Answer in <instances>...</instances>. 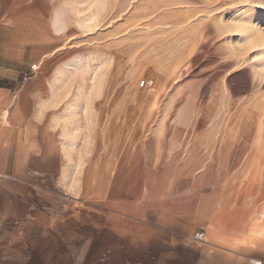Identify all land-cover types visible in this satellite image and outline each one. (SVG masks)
Wrapping results in <instances>:
<instances>
[{
	"label": "crops",
	"instance_id": "1",
	"mask_svg": "<svg viewBox=\"0 0 264 264\" xmlns=\"http://www.w3.org/2000/svg\"><path fill=\"white\" fill-rule=\"evenodd\" d=\"M45 1L0 0V264H263L264 205L221 216L212 129L142 126L122 149L119 119L61 110Z\"/></svg>",
	"mask_w": 264,
	"mask_h": 264
},
{
	"label": "rangeland",
	"instance_id": "2",
	"mask_svg": "<svg viewBox=\"0 0 264 264\" xmlns=\"http://www.w3.org/2000/svg\"><path fill=\"white\" fill-rule=\"evenodd\" d=\"M41 5L66 33L70 55L55 74L69 118L90 123L97 112L102 127L119 119L122 149L142 126L212 129L221 216L242 209L245 221L261 220L249 214L264 205L252 183L264 181V0ZM144 80L153 83L141 87Z\"/></svg>",
	"mask_w": 264,
	"mask_h": 264
},
{
	"label": "built area",
	"instance_id": "3",
	"mask_svg": "<svg viewBox=\"0 0 264 264\" xmlns=\"http://www.w3.org/2000/svg\"><path fill=\"white\" fill-rule=\"evenodd\" d=\"M26 80H27V78H25V81ZM152 83H153L152 81L144 80L141 82V87H150L152 85ZM204 236H205L204 233H198L194 237V239L202 242V241H204ZM253 264H262V262L261 261H257V262L254 261Z\"/></svg>",
	"mask_w": 264,
	"mask_h": 264
}]
</instances>
